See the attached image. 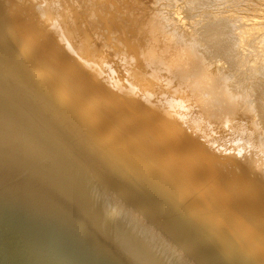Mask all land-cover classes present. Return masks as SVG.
Listing matches in <instances>:
<instances>
[{
	"label": "bare ground",
	"instance_id": "6f19581e",
	"mask_svg": "<svg viewBox=\"0 0 264 264\" xmlns=\"http://www.w3.org/2000/svg\"><path fill=\"white\" fill-rule=\"evenodd\" d=\"M2 1L0 264H264V122L211 69L229 29L174 44L162 0Z\"/></svg>",
	"mask_w": 264,
	"mask_h": 264
},
{
	"label": "rangeland",
	"instance_id": "374dc122",
	"mask_svg": "<svg viewBox=\"0 0 264 264\" xmlns=\"http://www.w3.org/2000/svg\"><path fill=\"white\" fill-rule=\"evenodd\" d=\"M0 2H3L2 5H4V2L6 1L1 0ZM159 4L162 6H165V4L168 5L165 6L164 9L168 10L170 15H172L173 13L174 17H172L170 22L165 20L164 21L167 32L177 35L176 38L172 37V41L174 42V44L179 43L178 37L185 39H189V37L194 38V36H196V27L201 25H204L207 28H211L214 24H216L217 26V24L219 23L220 25L224 26L222 29L219 26H215V30H219L218 32H223L227 28L229 29L230 34L234 37V40L232 42L234 46V52L220 53L223 54V56L229 57V61L232 63V66L228 62L226 57H222L220 58V60L222 59V61L218 62L217 66L211 65V69L213 67L214 69L215 67H220L222 69H220V71L222 72L226 71L227 69L228 72L225 73H227L229 75V78H231V85H234L235 81L242 82L243 85L241 87V90L243 93L247 94L248 102L246 100L244 103L245 98H242L243 100H241V97H239L237 100V104L240 101V104L243 102L245 105L243 103L242 105H238L241 108L244 107V111L248 110L250 112L251 107L249 106L250 110L249 108L246 109V107H248V103L249 101H251L252 108H254V113L251 110L252 114L248 115V117L250 118V120L254 119V122L256 121L257 125L260 124L259 120H263L264 122V61H262V58H260L264 57V0H174L173 3L172 1L162 0ZM4 12L5 11H3V13L1 14L2 17L0 15V18L4 17L3 19H8V17L10 18L13 14H16V12L14 13L9 10L5 14L7 15L8 13V17H6L4 15ZM175 12H178L179 14ZM210 14H214L215 17L211 18V16H209ZM216 14H220L219 16H217L218 18L216 17ZM220 17H223L224 19H220ZM22 26V24L17 22L16 24H14V27L17 30H20ZM181 26L187 29V33H190L188 36L186 33L187 37H183L176 31L179 29L180 32L184 33V29L180 30L182 28ZM208 33H201V36L199 38L201 42L199 40L193 42V49L197 48L202 51L203 45H210L212 37H215V33ZM201 37H204V39H201ZM237 48H239L238 52ZM200 58L203 59L204 56L202 58L201 55H198L193 59L194 61L192 60V63H200L202 61ZM261 61L262 63H260ZM224 62H226L225 66L227 68L225 67L223 69ZM260 64H262V66ZM257 69H260V71H258ZM216 70H219V68H216ZM222 72L220 78L225 75L224 73L222 75ZM227 74L225 76H227ZM207 82V85H210L212 83V80H207ZM206 83H204L200 88L202 94L207 92L206 90L208 89V87ZM242 97L245 96L242 95ZM201 98L203 100L205 99L204 97ZM248 111L246 112L249 114ZM260 132L262 131H260L259 129L257 135L261 134L260 136H263V132Z\"/></svg>",
	"mask_w": 264,
	"mask_h": 264
}]
</instances>
